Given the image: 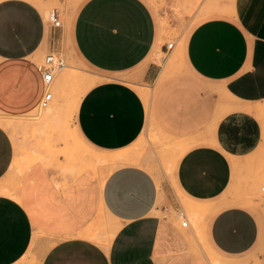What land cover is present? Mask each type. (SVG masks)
<instances>
[{"label":"crops","instance_id":"1","mask_svg":"<svg viewBox=\"0 0 264 264\" xmlns=\"http://www.w3.org/2000/svg\"><path fill=\"white\" fill-rule=\"evenodd\" d=\"M177 2L156 11L147 0H84L55 27L30 0H0V114L39 107L36 55H60L68 38L102 75L79 99L76 136L109 156L151 135L180 152L176 181L205 212L203 245L176 222L170 183L139 163L103 182L92 168L65 179L39 160L7 183L16 145L0 124V264L22 260L35 234L51 243L42 264H211L210 253L225 264H264V0H203L169 49L159 19L179 33ZM177 50L168 70L161 54ZM104 219L108 236L116 229L108 249L86 236Z\"/></svg>","mask_w":264,"mask_h":264},{"label":"rangeland","instance_id":"2","mask_svg":"<svg viewBox=\"0 0 264 264\" xmlns=\"http://www.w3.org/2000/svg\"><path fill=\"white\" fill-rule=\"evenodd\" d=\"M30 1L34 2L45 12L47 20H49V12L53 8L60 9L61 20L64 25L65 12H76L84 0H64V2H61V0ZM147 1L156 11L158 7H162L164 11L167 9V0ZM202 1L203 0H184V2H181L180 0V2L175 4L176 11L173 18L175 21L176 18H178L179 25L182 28H180L179 33H177L174 37L170 35V30L168 29L166 20L164 18L159 19L160 24L162 25L163 33L166 35L165 40L167 42H176L182 36L186 27L191 23L190 21L195 16L196 10ZM166 16L167 15H164V17ZM47 54V51H39L35 59L36 65L43 62ZM75 54L76 53L73 49H71L69 39L65 38V49L60 53V55L64 57L66 66L56 73V77L52 85L54 97L48 106L55 110V116H49L46 119L41 117L39 120L28 121L29 115H38L36 109L31 112V114L19 115L21 116L20 120L23 121V124L15 126L12 124L15 119L13 120L10 118L12 115L0 114V120L4 123H8L9 126L4 127L10 132V135L16 145L15 166L17 168V172L6 181L7 183H15L19 178L21 171H23L25 167L33 165L39 160L44 161L49 167L58 168L65 179H70L81 173V171H78V162L82 161V159H103L109 156L95 151L87 145L81 143L74 132L73 119L79 99L90 85L97 80L102 79V75L99 71H96ZM179 54V50H177L173 56H168V54L164 53L161 54V58L166 59L168 70H171V64L173 62H171V60L178 59ZM174 69H177V67ZM123 78L138 82V79L131 76H125ZM147 97L149 99L152 97L151 89L149 90ZM42 119L47 122V128L44 133L39 132V124ZM170 149L171 146L169 144L167 147L161 146L157 137L151 135L150 140L147 139V137H144L140 143L124 152V154L122 153L117 158H123L122 162L119 163L121 165L126 163H138L136 161H132L135 156L146 159L148 164H145L144 166L150 169L158 179L168 181L170 183L174 194L180 199L181 203L180 205L178 201L177 208L172 209L176 222L179 227L187 233V235L191 236L193 231L197 241L203 245L201 226L204 222L205 212L202 210L201 205L198 202L185 197L183 192L179 189L176 181V169L179 160L181 159L179 154L180 152L178 153L177 151ZM125 159H128V161ZM118 166L114 168H117ZM102 167L103 170L108 171V174H110L114 169L113 166L107 164ZM258 171H261L263 175V177L258 181L260 198L262 199L264 198V193L261 191V187L264 186V167L258 168ZM258 203V206L264 210L262 201H258ZM180 210H183L189 219L190 226L187 228L182 226L181 220L178 218V211ZM107 235L108 228L106 219L98 222L97 231H90L86 234L87 237L101 244L105 249H108ZM46 237V235L35 234L28 253L17 264H42L45 252L51 244L46 241ZM208 257L210 258L211 264H225L211 253Z\"/></svg>","mask_w":264,"mask_h":264},{"label":"bare ground","instance_id":"3","mask_svg":"<svg viewBox=\"0 0 264 264\" xmlns=\"http://www.w3.org/2000/svg\"><path fill=\"white\" fill-rule=\"evenodd\" d=\"M61 16V15H60ZM66 66V62H65V65L61 68V69H63L64 67ZM60 69V70H61ZM60 70H58L57 72H59ZM56 72V73H57ZM55 77H56V74H55ZM55 80V79H54ZM54 82V81H53ZM53 82L51 83V85H50V89H51V91L53 92V97H54V90H53V88H52V85H53ZM53 97H52V99H53ZM52 99L46 104V105H43L42 103L39 105V107L37 108V112H38V115H29V118H28V121L30 120V121H35V120H39L41 117L43 118V119H46L47 117H49V116H55V110L53 109V108H51V107H48L49 105H50V103L52 102ZM31 114V113H30ZM10 118H12L13 120H14V122L12 123L13 125H15V126H18V125H22L23 124V121H21L20 120V118H21V116H14V117H12V116H10ZM42 119V121L40 122V124H39V126H40V128H39V132L40 133H44L45 132V130H46V128H47V122L45 121V120H43ZM31 123V122H30ZM0 124L1 125H3V126H9L8 125V123H4V122H2L1 120H0ZM11 124V125H12ZM28 126V125H27ZM10 128V127H9ZM34 129V128H33ZM75 146V145H74ZM75 148V147H74ZM122 154V153H121ZM121 154H119V155H121ZM124 154V153H123ZM73 155V154H72ZM119 155H112V156H108L107 158H101V159H91V160H87V159H82V161H80V162H78V164H79V170L78 171H81V172H83L84 170H86V169H89V168H92V169H94L95 171H97L98 172V174H99V176H100V178L103 180V182H104V180L106 179V177L109 175L108 174V171L107 170H103V165H110V166H113V168L114 167H116V166H118V165H121V164H119L120 162H122V159L123 158H121V159H119V158H117ZM72 157V156H71ZM125 158V157H124ZM145 158V157H144ZM119 159V160H118ZM126 161H128V159H125ZM129 161H130V159H129ZM132 161H136V162H138V163H142L143 165H145V164H148V162H147V160L146 159H142V158H139V157H134V159H132ZM123 164V163H122ZM28 166H30V165H28ZM82 174V173H81ZM73 175V174H72ZM71 175V176H72ZM74 175H76V174H74ZM74 177V176H73ZM76 177V176H75ZM5 191L6 192H8V193H13V191H12V189H10V188H6L5 189ZM186 214V213H185ZM187 216V215H186ZM188 218V217H187ZM189 220V219H188ZM181 223H182V221H181ZM190 223V222H189ZM185 228H187V227H185ZM115 231H116V229L114 230V231H112V232H110V235H112V236H114L115 235ZM109 235V236H110ZM109 236L107 235V243L109 244Z\"/></svg>","mask_w":264,"mask_h":264},{"label":"built area","instance_id":"4","mask_svg":"<svg viewBox=\"0 0 264 264\" xmlns=\"http://www.w3.org/2000/svg\"><path fill=\"white\" fill-rule=\"evenodd\" d=\"M49 23L55 27L62 26V20L57 8H53L49 12ZM174 45V42L167 43V47L170 49ZM65 65V59L63 56L57 53H48L43 62L37 65L38 70L42 74L43 85L45 94L40 103L46 105L53 97V92L49 88L51 83L55 79V74ZM261 191L264 193V186L261 187ZM262 205L264 206V198L262 199ZM178 218L182 221L183 227H189V220L183 210L178 211Z\"/></svg>","mask_w":264,"mask_h":264}]
</instances>
